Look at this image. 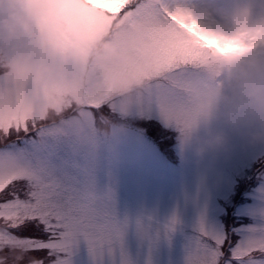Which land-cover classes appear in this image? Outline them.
Returning a JSON list of instances; mask_svg holds the SVG:
<instances>
[{"label": "clouds", "instance_id": "9594fccd", "mask_svg": "<svg viewBox=\"0 0 264 264\" xmlns=\"http://www.w3.org/2000/svg\"><path fill=\"white\" fill-rule=\"evenodd\" d=\"M166 2L185 35L181 22L195 21L199 39L217 38L204 48L201 68L208 87L194 98L188 122L176 126L179 143L200 158L227 153L229 132L212 126L216 121L250 143L264 142V0H246L231 10L216 0H200L199 6ZM253 7L259 9L256 17L250 14ZM98 8V0H0V100H16L0 113V140L8 128L25 121L65 131L68 115L75 117L72 132L93 149L101 137L125 130L103 114L90 127L80 118L87 110L84 102L108 93L122 106H139L145 81L132 70L149 71L159 56L151 43L133 42L120 28L103 27ZM225 41L234 47H215ZM11 255L14 259L5 261L0 254V264H19L23 249L13 245ZM30 264L40 261L33 257Z\"/></svg>", "mask_w": 264, "mask_h": 264}, {"label": "snow or ice", "instance_id": "6c2138e0", "mask_svg": "<svg viewBox=\"0 0 264 264\" xmlns=\"http://www.w3.org/2000/svg\"><path fill=\"white\" fill-rule=\"evenodd\" d=\"M96 15L100 24L120 28L121 35L133 42L146 41L154 46L159 60L149 71L132 70L145 81L143 104L155 106L166 123L183 126L191 115L194 98L208 87L191 69L201 67L207 56L205 47L215 37L199 39L198 24L178 20L166 0H98ZM253 40L256 37H251ZM243 43L239 47H243ZM219 50L234 47L232 41L216 44ZM14 97L0 100V113L11 110ZM105 103L113 108L122 102L108 93L86 100L92 109ZM27 121L7 131L27 130ZM264 193V188L261 189ZM264 216V209H261ZM175 216L160 223L153 216L118 215L114 195L97 190L94 178L58 181L47 173L20 165L12 158L0 160V254L11 261V246L23 249L19 264H76L83 250L84 264H138L126 244L132 228L149 252L174 230ZM144 264H152L150 256ZM183 264H264V223L253 224L239 238L205 224L203 217L195 234L188 237Z\"/></svg>", "mask_w": 264, "mask_h": 264}, {"label": "rangeland", "instance_id": "374dc122", "mask_svg": "<svg viewBox=\"0 0 264 264\" xmlns=\"http://www.w3.org/2000/svg\"><path fill=\"white\" fill-rule=\"evenodd\" d=\"M176 2L200 5V0H172L171 4ZM245 2L216 0L218 5L229 10ZM258 13L259 9L250 8L253 17ZM191 71L207 80L203 68ZM106 106L115 113L111 121L123 124L125 130L115 137H101L95 149L72 132L75 117L68 115L65 116V131L62 132L46 124H30L27 130L15 131L18 136L23 132L29 133L19 143H11V148L2 147L0 160L12 158L20 165L47 173L58 181H79L90 175L97 190L114 189L112 193L121 217L151 215L163 223L175 216L174 230L167 237L161 235L150 252L147 241L141 242L132 228L126 234V244L138 264H144L149 256L152 264H183L185 244L188 237L195 234L201 217L206 225L225 233L226 212L239 190L234 183L240 182L245 169L264 153V142L250 143L240 133L216 121L212 126L224 127L229 132L230 150L216 156L205 154L200 158L179 143L177 127L166 123L154 105L141 103L139 106L113 108L105 103L102 108ZM99 114L95 107L82 112L80 118L95 128ZM147 119H154L172 130L179 163L165 161L155 149L153 137L145 135L142 130L140 132ZM8 139L0 140V144L9 142ZM256 176L262 179L253 187L251 201L237 208L241 217H248L249 222L234 227V232L229 234L234 239L239 238L248 226L264 223V216L261 215V209H264V193L261 192L264 188V168ZM75 260L76 264H84L86 254L83 250Z\"/></svg>", "mask_w": 264, "mask_h": 264}]
</instances>
